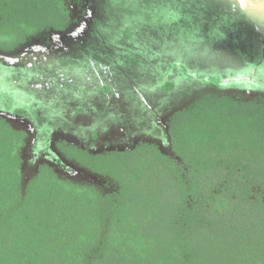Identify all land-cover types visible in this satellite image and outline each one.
Returning <instances> with one entry per match:
<instances>
[{
	"label": "trees",
	"instance_id": "obj_1",
	"mask_svg": "<svg viewBox=\"0 0 264 264\" xmlns=\"http://www.w3.org/2000/svg\"><path fill=\"white\" fill-rule=\"evenodd\" d=\"M66 22L57 0H0V36ZM162 135L163 148L78 151L113 179L101 193L63 180L47 146L24 180L27 135L0 117V264H264V103L201 97Z\"/></svg>",
	"mask_w": 264,
	"mask_h": 264
},
{
	"label": "rangeland",
	"instance_id": "obj_2",
	"mask_svg": "<svg viewBox=\"0 0 264 264\" xmlns=\"http://www.w3.org/2000/svg\"><path fill=\"white\" fill-rule=\"evenodd\" d=\"M57 6L67 17L63 34L71 38L51 58L48 48H37L35 58L9 63L24 41L48 29H28L22 40L0 36L7 61L0 64V117L25 129L19 153L26 163L42 122L57 121L63 137L37 147L60 152L72 164L73 156L81 157L77 144L99 153L120 147L124 127L165 147L158 126L166 129L172 112L201 97L264 103V0H57ZM162 101L170 112L155 108ZM150 125L152 132H145ZM75 130L84 132L82 140ZM99 138L105 140L94 142ZM26 163L24 180L32 175ZM79 164L75 176L68 178L66 170L59 176L101 193L116 188L113 179Z\"/></svg>",
	"mask_w": 264,
	"mask_h": 264
},
{
	"label": "flooded vegetation",
	"instance_id": "obj_3",
	"mask_svg": "<svg viewBox=\"0 0 264 264\" xmlns=\"http://www.w3.org/2000/svg\"><path fill=\"white\" fill-rule=\"evenodd\" d=\"M85 23H83V25H82V29L84 28V25ZM65 30H66V25H65V27H63L62 29H60V30H54V29H48L47 31H44V32H41L40 33V35L39 36H37V37H34V38H32L31 39V41L30 42H28L27 44H26V42H27V40L26 41H24L23 43H24V45H22L21 47H20V53H18L17 54V56H16V58H14L13 60H9V63L11 62V63H13V61H15V60H21V59H24V60H27V59H30V58H35V55H37V53H35V50L37 49V48H39V49H41V48H48L49 49V51H50V56H49V58H51L53 55H54V49H55V47H57L58 45H63V43H64V41L65 40H68V39H70L71 37H68V35H65V34H63L64 32H65ZM81 31L82 30H80V32L78 33V34H76L77 36L76 37H78L79 35H80V33H81ZM75 38V37H74ZM15 56V55H14ZM3 58H5L3 55H2V53H0V64H3V62H4V64L7 62L6 60H3ZM22 62H27L28 63V61H22ZM259 84H257L255 87H257ZM1 90V89H0ZM0 93L2 94V93H4V91L3 90H1L0 91ZM0 94V95H1ZM161 105H159V103L157 104L156 103V109H158L159 107H161V108H164V107H166V110H168L169 112H170V108H168L167 107V105H165L164 106V103H163V101H162V103H160ZM170 106V105H169ZM11 108H13V106H11ZM16 108V107H15ZM165 109V108H164ZM175 109H177V108H175ZM16 110V109H15ZM178 110V109H177ZM176 111V110H175ZM173 113V112H172ZM13 114V113H12ZM171 115L172 114H170V117H171ZM142 119V118H141ZM144 120V119H143ZM33 121L35 122L36 121V119L34 120L33 119ZM53 121V120H52ZM156 121V120H155ZM158 121V120H157ZM151 125H154L155 127H157V125H156V122L154 123V124H151ZM151 125L150 126H148V127H146V128H149V129H144L145 130V132H152L150 129H151ZM57 126H60L58 123H57V121H53L52 123H51V125L50 126H48V125H45L44 124V122H42V124H41V130H39V129H37L38 131H40V132H43L42 133V135L41 134H38V135H36V137H35V140L33 141V143H31V145H29L30 147L31 146H33L32 148V150H29L27 153L28 154H26L25 155V157H27V159H28V162L30 163V161H31V164L33 165V166H37L38 164H39V162H38V160L39 159H41V155H38V152H41V149L39 148V147H37V145H39V143H44L45 142V140H47L48 142H54L57 138H59V137H61L60 139H62V135H60V133H63V132H60V131H58V130H61V128L60 127H58L57 128ZM106 127H104L105 129H108V126H110V125H105ZM159 128H160V130L161 131H164V133H166L167 132V127H166V129H163L162 127H160V125L158 126ZM55 128H57L58 130H56ZM129 129V128H128ZM23 131H25V129L23 130ZM49 131H51L52 133H54V134H51ZM55 131V132H54ZM63 131V130H62ZM120 131L122 132V135L123 136H121V137H119V139H117V141H116V145H118V146H120V147H112L111 149H108V150H113V151H121L122 149H120V148H123V149H126V148H128L130 145L131 146H135V145H137V144H139L140 142H143V141H141V140H139L138 139V137L136 138L135 136H133L131 133H129V131H127V128L126 127H124L123 129H120ZM26 132V131H25ZM39 132V133H40ZM45 132H46V134H45ZM99 134H101L102 132H106V131H104V129L102 130V129H100L99 131ZM108 132H109V130H108ZM56 133H59L58 135H56ZM74 133H75V137L76 138H79V139H83L84 137H83V131H80V133H78V130H75L74 131ZM91 133L92 132H90V135H91ZM107 133V132H106ZM96 134V133H95ZM93 135V137H96V135ZM53 135V136H52ZM74 135V134H73ZM90 135H89V137H90ZM106 135V134H105ZM153 135V134H152ZM99 136H102V135H99ZM133 137H135V138H133ZM103 140H105V138H99V139H97V141H94V142H98L99 143V141H103ZM109 140V139H108ZM76 141H78V140H76ZM112 142V141H111ZM109 143H110V140H109ZM28 146V147H29ZM121 146H123V147H121ZM76 148H77V153L79 154V152L80 151H83V149H85V150H87V151H89L91 154H100L99 153V151L101 152V149H98V151H95L96 149H94V150H90L89 148H86V147H81L79 144H77L76 146H75ZM53 151V150H52ZM79 151V152H78ZM70 152V151H69ZM71 152H73V151H71ZM110 152H112V151H110ZM50 153V152H49ZM53 154H56L59 158H60V160L62 161V163L63 164H66L69 168H70V171H68V172H64L63 174H65L68 178H70L71 177V172H74L75 170H82V169H79V168H81V167H79V166H81L80 164H79V161H77L76 159H77V157L76 156H73V158L71 159V162H72V164L71 163H69L68 162V160H66V158L65 157H61V154L62 153H60V152H58V154H57V152L56 153H53ZM49 155V154H48ZM60 155V156H59ZM40 157V158H39ZM26 163V162H25ZM58 169H59V167H58ZM85 171V170H84ZM62 174V173H61Z\"/></svg>",
	"mask_w": 264,
	"mask_h": 264
}]
</instances>
